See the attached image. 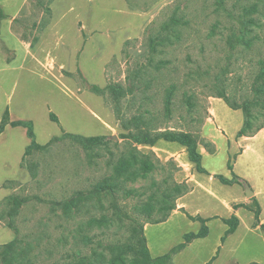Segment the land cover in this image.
<instances>
[{
  "label": "rangeland",
  "instance_id": "1",
  "mask_svg": "<svg viewBox=\"0 0 264 264\" xmlns=\"http://www.w3.org/2000/svg\"><path fill=\"white\" fill-rule=\"evenodd\" d=\"M252 5V49L232 48L229 37ZM4 9L0 20H12L13 38L0 27V69L18 53L27 61L0 70V248L23 242L0 264H62L92 247L104 252L102 264H205L213 256L212 264H264V232L254 229L259 205L234 172L238 138L264 129V102L252 93L264 60V0H226L224 9L215 0H20V10ZM174 13L188 22L181 38L169 36L152 53L150 37L160 38ZM221 93L257 107L246 118ZM25 123L42 147L64 134L107 143L86 150L65 140L26 156ZM171 131L197 139L204 172L178 143L135 140ZM104 179L117 184L113 196L88 197ZM213 184L223 193L218 211L206 190ZM238 194L229 205L242 217L239 228L221 206ZM216 216L237 231L228 237ZM133 225H142L145 259L115 260L97 244L86 247L89 237L103 246L124 242ZM208 230L193 246L186 240Z\"/></svg>",
  "mask_w": 264,
  "mask_h": 264
},
{
  "label": "trees",
  "instance_id": "2",
  "mask_svg": "<svg viewBox=\"0 0 264 264\" xmlns=\"http://www.w3.org/2000/svg\"><path fill=\"white\" fill-rule=\"evenodd\" d=\"M217 8L224 9L226 0H215ZM256 15V6L252 5L249 7H246L242 10V14L239 17L240 26H239V32L236 33L235 29L232 31V34L229 37V44L232 48H236L237 45L245 44V46L248 48V50H251L253 46V39L249 38L248 36L254 32V27L256 26L257 19L255 17ZM188 25L187 20L184 16H179L176 13H174L171 18L166 21L160 29V32L158 33V36L162 39L163 42L160 43L158 38L156 40V37H150L149 39V48L152 53H155L157 51V46L165 45L168 41V37H174L175 39L179 40L182 35V30H184V27ZM215 28V27H214ZM252 86V93L257 95V97L260 98L259 102H264V60L261 61V70L260 73L257 75V78L255 79ZM113 92L117 93V88H111ZM174 91V88H172ZM221 98H224L226 102L234 109L242 108L246 112V118H249L253 114V110L257 107L255 106V103H245L243 106H240L238 102L231 103L229 98L225 94H220ZM262 98V99H261ZM173 104V97L171 90L167 93L166 97V105L172 106ZM7 112V111H6ZM168 113H170V109H168ZM168 116V114H167ZM4 122V120H3ZM3 122L0 125V134L3 130ZM247 123V122H246ZM24 126L28 128V135L29 138L32 140L30 146L27 148L25 155L32 154L35 150H40L47 148L49 146H52L53 144L61 143L65 140H72L73 142L79 144L86 150H92L96 147L103 146L107 143L106 138L104 137H90V138H84L82 136L77 135H70V134H64L60 138H54L52 139L47 147H42L36 142V137L33 132V126L31 123H25ZM140 143L145 145H153L159 140H165L173 143H178L185 147L188 151V155L190 160L197 164L200 171H203V168L201 167V161H202V154L198 151V142L197 139L189 133L186 132H177L173 133L172 131L169 133H161L158 135H155L154 137L151 135H144L142 137L135 136ZM133 138V137H132ZM202 169H201V168ZM204 172V171H203ZM224 184H233V181L223 179ZM117 184L111 180L104 179L99 182L98 185L94 186V188L90 191L88 194V197H91L92 199L94 197H102V198H109L113 196L115 193V188ZM99 199V198H98ZM17 202V199L14 200ZM257 219H259V215H256ZM235 223H239V219L234 216L233 219ZM226 224L229 225V229L227 231V234H230L235 231V227L231 226L232 222L231 220H226ZM261 229L264 231V225L261 226ZM18 232V231H17ZM207 236L206 234H188L186 235V240L191 239H197V238H204ZM97 237H89L86 241V247L89 248L93 244H97L99 247L103 249V251H107L109 254L112 255V259L115 260H123L127 258L128 256H132L136 260L145 259L149 256L150 250L145 244V237L143 235L142 225L140 227H135L133 225L132 233L129 237H127V240L124 242L118 241L116 243L106 242L103 240H97L95 242ZM22 240L18 239L15 242H11L2 248H0V263L3 261H6L9 259L15 251L19 249V247L22 245ZM104 252L98 253L94 247L91 248V253H85L84 255L81 254V252L78 251V254L75 255L73 261L65 262L62 264H102L104 261L103 254ZM9 262H7L8 264ZM29 263V260L25 263L21 262L19 264H27ZM59 264V263H57ZM251 264H258V263H251Z\"/></svg>",
  "mask_w": 264,
  "mask_h": 264
},
{
  "label": "crops",
  "instance_id": "3",
  "mask_svg": "<svg viewBox=\"0 0 264 264\" xmlns=\"http://www.w3.org/2000/svg\"><path fill=\"white\" fill-rule=\"evenodd\" d=\"M3 2H4V0H0V7H1L2 11L5 10L4 6H6L7 9L8 8L10 10L12 9L13 11L20 10V0H7L5 2V4H7V5H4V4L2 5ZM0 27L4 29L2 31V34L8 35V36L13 38V34H12V31H11L12 20H9V19L0 20ZM14 59L15 60H13L11 63H6L3 60L2 68L0 70L3 69V70H6L7 72L8 71H12L13 72V71H16L17 69H21V68H24L26 66L27 55H25L24 53H18V55L15 56ZM18 60H20V63H19L20 65L19 66H17ZM218 124L224 125L226 123L218 121ZM220 125L218 127L221 128ZM241 128L242 127H240L238 129V131L241 130ZM236 147L237 148H241L242 151L238 154V157H237V160H236V164H235V167H234V172L238 176V181L241 182V183H244V185L246 184L252 190V192L254 193L253 199L259 205V220H260V222L258 223V226L256 228H254V229L262 230L261 226L264 225V219L262 218V215H263L262 214L263 204L261 202L260 197L264 195V129L259 130L258 132H256L253 135H250V136H244L243 135L242 137L238 138V140L236 141ZM241 168L245 169L247 171L248 174H246V176L242 174L243 171L240 170ZM249 179L253 180L256 183L258 189L254 188L253 186H251L248 183ZM223 185H228V184H223ZM235 185L238 186V184H235ZM235 185H233V186H235ZM206 190L210 193L209 198H211V200L213 201V203L216 206V207L212 208L211 210L218 211L217 208L219 207V203L221 201V195L223 196V193L221 192L222 191L221 187H218V186L216 187V185L213 184V186L211 187L210 190H208L207 188H206ZM187 196L189 197L191 195H187ZM233 198H236V199L239 198V194L234 196V197H232L231 199L222 200V203H221L222 205L221 206L224 208L225 214L230 215V217L234 215V216H236L239 219V225H238V228H239L243 224V220H242V217L240 216L239 211H233L232 208L229 205L230 201ZM207 210L208 209H206V211ZM216 217L217 218L214 219V220L221 221L225 226H227V229L225 231V233H227V231L229 229V225L226 224V222L224 223L222 221V219H226V218H224L222 216H220L221 218L219 216H216ZM250 219L254 220V217H250ZM210 222H207V227H208ZM208 229H209V227H208ZM251 229H253V228L251 227ZM235 231H237V230H235ZM234 232L230 233L228 235V237L231 236ZM208 235H209V230H208V233H207L206 237L194 239V241H193L194 243H192V246L197 241L207 239ZM224 236H225V234H224ZM224 236L221 239L222 240V246L220 248L223 247V244H224L223 238H224ZM214 257L215 256H213L205 264H212L213 261H215V260H212V259H214ZM258 264H261V263H258Z\"/></svg>",
  "mask_w": 264,
  "mask_h": 264
},
{
  "label": "water",
  "instance_id": "4",
  "mask_svg": "<svg viewBox=\"0 0 264 264\" xmlns=\"http://www.w3.org/2000/svg\"><path fill=\"white\" fill-rule=\"evenodd\" d=\"M245 187L247 188L246 194L248 198H251L254 196V193L252 192V190L245 184Z\"/></svg>",
  "mask_w": 264,
  "mask_h": 264
}]
</instances>
